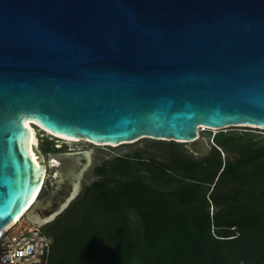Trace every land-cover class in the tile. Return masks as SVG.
I'll return each instance as SVG.
<instances>
[{
  "label": "water",
  "instance_id": "1",
  "mask_svg": "<svg viewBox=\"0 0 264 264\" xmlns=\"http://www.w3.org/2000/svg\"><path fill=\"white\" fill-rule=\"evenodd\" d=\"M28 120L198 156L213 144L200 125L264 127V0H0V230L41 182L25 216L55 219L91 163L92 148L45 157Z\"/></svg>",
  "mask_w": 264,
  "mask_h": 264
},
{
  "label": "trees",
  "instance_id": "2",
  "mask_svg": "<svg viewBox=\"0 0 264 264\" xmlns=\"http://www.w3.org/2000/svg\"><path fill=\"white\" fill-rule=\"evenodd\" d=\"M212 139L205 156L171 141L164 159L96 164V178L42 226L45 264H264V135Z\"/></svg>",
  "mask_w": 264,
  "mask_h": 264
},
{
  "label": "rangeland",
  "instance_id": "3",
  "mask_svg": "<svg viewBox=\"0 0 264 264\" xmlns=\"http://www.w3.org/2000/svg\"><path fill=\"white\" fill-rule=\"evenodd\" d=\"M34 127L36 128L37 131V137L39 141L38 146L41 147L42 145H44V150L46 154L52 151H62L58 149L57 150L52 149L51 148L52 146L53 147L55 146L59 149L66 148L65 150L92 148L91 163L89 165V168L84 174L82 181V188L96 178L95 175L93 174V167L96 164L100 163L103 159L112 157L117 154L132 155L135 152H138L143 156H150V157H155L157 159H164L169 155V151L171 150L169 144L171 143V141H173V140H166L167 142L162 143L159 142L158 139L140 138L133 142L123 143L115 146H110L100 143H91L83 140L77 142H70V141H66L65 139L59 136L52 135L53 133L50 134L40 129L36 125H34ZM216 131L249 132V133L264 135V127H259V126L257 127L255 125H232L222 128L206 126L198 129V134L199 136L205 137L208 142L212 143L211 139ZM175 142H177L175 146H177L179 149L181 150L187 149L186 142H179V141H175Z\"/></svg>",
  "mask_w": 264,
  "mask_h": 264
},
{
  "label": "built area",
  "instance_id": "4",
  "mask_svg": "<svg viewBox=\"0 0 264 264\" xmlns=\"http://www.w3.org/2000/svg\"><path fill=\"white\" fill-rule=\"evenodd\" d=\"M50 244L42 226L22 214L0 234V264H45Z\"/></svg>",
  "mask_w": 264,
  "mask_h": 264
},
{
  "label": "bare ground",
  "instance_id": "5",
  "mask_svg": "<svg viewBox=\"0 0 264 264\" xmlns=\"http://www.w3.org/2000/svg\"><path fill=\"white\" fill-rule=\"evenodd\" d=\"M34 124H37V122L33 121V120H28V127L30 128L31 130V134H32V137L33 139H35V144L38 146V137H37V131H36V128L34 127ZM39 126V125H38ZM201 127H206L204 125H200L199 126V129ZM258 127V126H257ZM261 127V126H259ZM40 129H44L43 127L39 126ZM44 131L48 132V133H53L52 135H56V136H59L63 139H65L66 141H70V142H77V141H88V142H91V143H95L87 138H80V139H75V138H70V137H65V136H62V135H59V134H56L52 131H49L48 129H44ZM199 135V134H198ZM39 147V146H38ZM42 186H43V182L40 183V185L37 187L36 189V192L34 193V195L31 197V199L29 200V202L26 204V206L15 216V218L10 222L8 223L6 226H4L1 230H0V234H2L11 224H13V222H15L22 214H25L30 208L31 206L35 203L37 197L39 196L41 190H42ZM211 211V209H210ZM216 211V209L214 210Z\"/></svg>",
  "mask_w": 264,
  "mask_h": 264
},
{
  "label": "flooded vegetation",
  "instance_id": "6",
  "mask_svg": "<svg viewBox=\"0 0 264 264\" xmlns=\"http://www.w3.org/2000/svg\"><path fill=\"white\" fill-rule=\"evenodd\" d=\"M39 148H40V147H39ZM41 151H42V150H41ZM43 154H44V156L46 157L47 154H46L45 152H44Z\"/></svg>",
  "mask_w": 264,
  "mask_h": 264
},
{
  "label": "snow or ice",
  "instance_id": "7",
  "mask_svg": "<svg viewBox=\"0 0 264 264\" xmlns=\"http://www.w3.org/2000/svg\"><path fill=\"white\" fill-rule=\"evenodd\" d=\"M27 126V125H26Z\"/></svg>",
  "mask_w": 264,
  "mask_h": 264
}]
</instances>
